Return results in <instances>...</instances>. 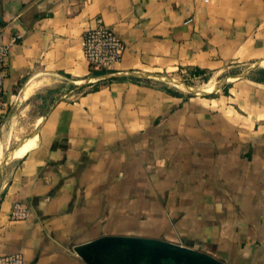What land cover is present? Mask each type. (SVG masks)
Segmentation results:
<instances>
[{
  "label": "crops",
  "instance_id": "1",
  "mask_svg": "<svg viewBox=\"0 0 264 264\" xmlns=\"http://www.w3.org/2000/svg\"><path fill=\"white\" fill-rule=\"evenodd\" d=\"M98 18L127 47L107 73L124 81L94 80L84 57ZM15 37L0 154L23 129L37 139L0 176V256L87 264L73 248L111 235L264 264L263 68L234 71L264 60V0H0V43ZM223 73L205 95L160 77ZM16 201L29 220H11Z\"/></svg>",
  "mask_w": 264,
  "mask_h": 264
},
{
  "label": "water",
  "instance_id": "2",
  "mask_svg": "<svg viewBox=\"0 0 264 264\" xmlns=\"http://www.w3.org/2000/svg\"><path fill=\"white\" fill-rule=\"evenodd\" d=\"M261 63L255 64L237 77H245L254 69L261 67ZM114 77L113 74L106 73V75L94 80H108ZM160 77L173 84L177 81L190 92L200 95L208 94L206 91L191 88L182 80L169 76ZM91 81L93 80H89L88 83ZM34 134L32 133L29 137H33ZM9 156L10 154L3 158L0 176ZM73 250L77 257H80L87 264H226L204 251L188 249L186 246L161 239L134 236H102L77 245Z\"/></svg>",
  "mask_w": 264,
  "mask_h": 264
},
{
  "label": "built area",
  "instance_id": "3",
  "mask_svg": "<svg viewBox=\"0 0 264 264\" xmlns=\"http://www.w3.org/2000/svg\"><path fill=\"white\" fill-rule=\"evenodd\" d=\"M17 40V37H15L9 43H0V112L6 107V101L4 100L7 60L11 54L12 45ZM82 45L84 57L92 72H114L117 65L122 62L127 50L119 34L106 24L102 18L96 19L95 26L84 33ZM31 215V209L27 204L16 201L12 205L10 213L12 221H27ZM0 264H25V260L21 254L3 255L0 256Z\"/></svg>",
  "mask_w": 264,
  "mask_h": 264
},
{
  "label": "rangeland",
  "instance_id": "4",
  "mask_svg": "<svg viewBox=\"0 0 264 264\" xmlns=\"http://www.w3.org/2000/svg\"><path fill=\"white\" fill-rule=\"evenodd\" d=\"M235 71V74L236 76H240L242 75L243 73H245V71L243 70H239V69H236L234 70ZM228 73H223V74H220L219 77L217 79L213 78L210 82H197V83H192V87L193 89L195 90H199V91H204L207 89V87L209 86H213L215 89L218 87V86H221L222 84L225 83V80H226V76H227ZM177 80H181L180 78L178 77H173ZM224 81V82H223ZM223 82V83H222ZM161 83H164V85H167L169 87H171L172 89H176V90H179V89H182V88H179L177 89V87H175V85L173 83H170L166 80H164L163 82ZM184 89V88H183ZM42 110V109H41ZM26 123H23L22 125H25ZM18 129H21L20 127H18ZM30 129H27L24 131V129L22 130L21 132V135L20 136H11V138H8V142L6 141V143L4 144V155H3V158H5L7 155L10 154L8 160H7V163L4 165V167L12 160H14V158L11 157V152L17 148V146L23 142L26 138H28L32 132L29 131ZM29 140V139H28ZM28 140L24 141L23 143L27 142ZM22 143V144H23ZM21 144V145H22ZM20 145V146H21ZM6 148V149H5Z\"/></svg>",
  "mask_w": 264,
  "mask_h": 264
},
{
  "label": "bare ground",
  "instance_id": "5",
  "mask_svg": "<svg viewBox=\"0 0 264 264\" xmlns=\"http://www.w3.org/2000/svg\"><path fill=\"white\" fill-rule=\"evenodd\" d=\"M261 67L264 69V60L261 63ZM174 85H175V87H177V89H179V88H182V89L185 88L182 84H180L177 81H176V83H174ZM214 90H215V88L213 86H209L204 91H206L208 93H211ZM29 138L25 139L24 141L28 140ZM36 139H37V136L35 135L31 139H29L27 142H25V143H23L24 141L21 142L17 146V148L15 150H13L11 157L14 158V159H20V158L24 157L35 146ZM3 155H4L3 153L0 154V171H1L2 163H3Z\"/></svg>",
  "mask_w": 264,
  "mask_h": 264
},
{
  "label": "trees",
  "instance_id": "6",
  "mask_svg": "<svg viewBox=\"0 0 264 264\" xmlns=\"http://www.w3.org/2000/svg\"><path fill=\"white\" fill-rule=\"evenodd\" d=\"M94 73H97V74H106L105 71H97V72H94ZM204 74V71H200V70H197L195 72V75L196 76H199V75H202ZM256 76H253L254 79L258 80V81H264V69H258L255 73H254ZM210 79V75H206L203 77V80L204 82H208ZM126 79L124 78H111V79H106L107 82L109 83H112V82H118V81H124ZM132 80H135L137 81L138 79H134L132 78ZM98 89L97 87L94 88V90ZM175 94H178V93H175Z\"/></svg>",
  "mask_w": 264,
  "mask_h": 264
}]
</instances>
